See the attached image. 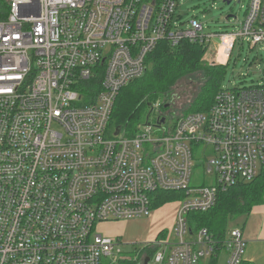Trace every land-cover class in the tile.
I'll list each match as a JSON object with an SVG mask.
<instances>
[{
  "label": "built area",
  "instance_id": "obj_1",
  "mask_svg": "<svg viewBox=\"0 0 264 264\" xmlns=\"http://www.w3.org/2000/svg\"><path fill=\"white\" fill-rule=\"evenodd\" d=\"M177 8L178 0H10L0 20V264H142L150 246L151 264H198L220 250L225 264L241 263L240 228L217 241L188 215L264 170V83L222 88L207 111L173 125L149 117L133 135L110 128L119 91L144 76L159 42L217 38L224 62L238 42L264 50V0H250L238 31L217 33L195 19L183 27ZM200 145L210 156L192 185ZM160 191L185 194L171 238L127 253L97 229L149 217Z\"/></svg>",
  "mask_w": 264,
  "mask_h": 264
},
{
  "label": "rangeland",
  "instance_id": "obj_2",
  "mask_svg": "<svg viewBox=\"0 0 264 264\" xmlns=\"http://www.w3.org/2000/svg\"><path fill=\"white\" fill-rule=\"evenodd\" d=\"M9 1V0H7ZM250 0H231L230 4H227L225 0H178V8L176 9V17L183 23L185 27L189 21L195 19L200 21L204 26L206 33H217L222 31H238L241 27V23L244 20L247 7ZM228 15L231 17L227 18ZM202 43V42H201ZM205 44V43H203ZM204 48L202 52L201 63L204 66H214V69L222 70L225 67L224 75L221 79V88L234 89L257 86L264 83V50L260 46L251 47L247 42L241 44L236 43L230 59L224 62L223 59L217 60V50L219 41L217 38L211 40V42ZM222 61V62H221ZM227 64V65H226ZM151 67V63L148 66V70ZM206 68V67H204ZM206 70H200L197 72L189 73L178 79L172 86L169 87L170 96L164 98L161 95L158 97L147 99V106L145 112H143L137 122L143 124L146 121V116L149 114L150 106L156 110L160 106V109H164V105H168L164 110L167 113L166 120L169 125H173L176 121L180 120L184 115L190 112L193 99L199 92L201 86L206 79ZM141 81V80H140ZM150 105V106H149ZM206 109V108H205ZM152 118V117H150ZM160 120V118H159ZM138 123V124H139ZM110 123V128H114ZM137 125V124H136ZM194 154V166L191 184L197 185L202 182L204 178V155L210 156V149L200 145L197 148H193ZM260 173V166L258 167ZM203 177V178H202ZM208 181V177L205 176V182ZM160 199V198H159ZM184 193H174L165 199L164 203L155 206V202L152 208V215L149 217H140L131 220H119L113 225L107 226L105 223L97 225V229L104 235H109L111 230L115 229L117 235L126 245L122 246L124 252H135V250H143L146 248V243H153L154 239L158 236L154 235V232L164 230V236L171 238L173 236L174 224L177 220V211L185 201ZM192 215H188V220L192 222ZM152 216V217H151ZM158 217V219L156 218ZM246 218V215H236L229 218L227 223V231L234 228H240ZM157 230V231H156ZM113 236V237H117ZM131 244V245H127ZM155 250V246H151V250ZM161 250V248H158ZM227 254L226 251L221 250L219 253ZM153 253V252H152ZM138 256V253H136ZM225 254V255H226ZM135 255V254H134ZM149 257H151L149 255ZM222 256L221 258H223ZM140 264V259L138 261ZM202 263L201 261L198 263ZM151 264V262H149ZM153 264V262H152Z\"/></svg>",
  "mask_w": 264,
  "mask_h": 264
},
{
  "label": "trees",
  "instance_id": "obj_3",
  "mask_svg": "<svg viewBox=\"0 0 264 264\" xmlns=\"http://www.w3.org/2000/svg\"><path fill=\"white\" fill-rule=\"evenodd\" d=\"M9 6L10 0H0V20L6 19ZM177 20L179 21V18ZM180 24L182 23L180 22ZM205 45L207 44L200 43L199 41L194 43L188 42L185 39L174 47L166 40L159 42L156 48L146 57L147 69L144 76L130 82L119 91L114 113L110 120V123L112 122L113 124L112 126H115V129L122 130L127 135H133L134 129L137 126L136 124L139 123L137 120L145 112L147 99L150 101V98L158 97L159 95L165 99L168 98L170 96V86L184 75L197 72L199 69H207V73L205 74L206 79L194 97L192 105H190L191 111L187 114L207 111L212 104L214 94L222 89L221 79L224 75L225 67L220 70L218 68L214 69V66H204L201 63ZM150 63L151 67L147 71ZM174 193L177 194L179 192H158L153 205L156 201L155 206L157 205L156 207H158V205L163 204L165 199ZM263 203L264 170L260 171L254 179L248 182H241L220 193L215 206L207 212L192 213V222L198 227L207 228L215 240L221 241L227 232L226 227L229 218H234L236 215H246L254 206ZM162 234L163 231L157 237L163 236ZM152 252L154 253V250H151L150 246L148 254L152 256ZM138 261V258L123 259L117 264H139ZM240 264L251 263L242 260Z\"/></svg>",
  "mask_w": 264,
  "mask_h": 264
},
{
  "label": "crops",
  "instance_id": "obj_4",
  "mask_svg": "<svg viewBox=\"0 0 264 264\" xmlns=\"http://www.w3.org/2000/svg\"><path fill=\"white\" fill-rule=\"evenodd\" d=\"M156 218L158 219V217ZM114 223L116 222H108V224H105L110 226ZM239 227L246 242L243 261L250 262L251 264H264V203L254 206L246 214L244 223ZM162 231L164 232V230L158 233L154 232V235L155 233L158 235ZM109 235L116 236L117 231L113 229ZM220 252L221 250L217 254H214V256L202 259V263L200 264H225L228 255L224 252L226 255L222 254L224 257L221 258L222 256L219 255Z\"/></svg>",
  "mask_w": 264,
  "mask_h": 264
},
{
  "label": "flooded vegetation",
  "instance_id": "obj_5",
  "mask_svg": "<svg viewBox=\"0 0 264 264\" xmlns=\"http://www.w3.org/2000/svg\"><path fill=\"white\" fill-rule=\"evenodd\" d=\"M149 106H150V105H149ZM160 106H161V105L159 104V107H158V109H156V110L153 108V106H150V109H152V111H151V113H150V117H152V118H156V119H157V118H162V117H164V118H165V122H167V120H166V119H167V118H166L167 113H166L165 110H164L166 107L163 106L164 109H160ZM150 109H149V111H150ZM149 111H148V112H149Z\"/></svg>",
  "mask_w": 264,
  "mask_h": 264
},
{
  "label": "water",
  "instance_id": "obj_6",
  "mask_svg": "<svg viewBox=\"0 0 264 264\" xmlns=\"http://www.w3.org/2000/svg\"><path fill=\"white\" fill-rule=\"evenodd\" d=\"M239 1H240V0H238V2H239ZM225 2H226L227 4H230V3H231V0H225ZM229 17H231V15H228V16H227V18H229ZM164 106L167 107L168 105L166 104V105H164ZM151 111H152V109H150L149 114L147 115L146 118H149V117H150V113H151ZM164 122H165V118H164V117L160 118V120H159V124H160V123H164ZM118 133H119V129L117 128L115 134H118ZM148 262H150V257H145L144 260H143V263H142V264H148Z\"/></svg>",
  "mask_w": 264,
  "mask_h": 264
}]
</instances>
